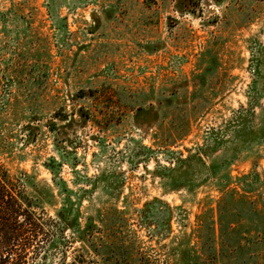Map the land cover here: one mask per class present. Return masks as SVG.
Listing matches in <instances>:
<instances>
[{
    "label": "rangeland",
    "instance_id": "obj_1",
    "mask_svg": "<svg viewBox=\"0 0 264 264\" xmlns=\"http://www.w3.org/2000/svg\"><path fill=\"white\" fill-rule=\"evenodd\" d=\"M263 90L264 0H0V163L54 157L132 264H264Z\"/></svg>",
    "mask_w": 264,
    "mask_h": 264
},
{
    "label": "trees",
    "instance_id": "obj_2",
    "mask_svg": "<svg viewBox=\"0 0 264 264\" xmlns=\"http://www.w3.org/2000/svg\"><path fill=\"white\" fill-rule=\"evenodd\" d=\"M263 93L264 90L254 92L248 102V108H241L239 112H250L249 115L255 116V111L259 108L258 116L262 117L264 106L259 99ZM61 117L63 116L59 118ZM241 120L245 123L244 118ZM51 125L56 128V124ZM179 161L183 159L180 158ZM55 162V158L51 157L44 163L54 174L52 185L36 182L35 178L26 172L13 175L0 163V264H47L53 250L59 254V264H132L124 254L117 252L114 243L99 236L103 230L98 223H104L103 217L82 214L80 208L84 195L68 188L61 178L58 182L60 168L54 166ZM226 177V183L230 184V174H226ZM72 195H75L76 199ZM154 201L159 202L157 211L165 208L168 215L165 225L170 228L172 208L158 198H154ZM218 203L219 228H215L214 222L212 226L208 224L210 232L207 240L214 243L216 231L219 233L218 239L225 242V227L235 225L234 221H223L222 202ZM150 208L151 206L141 208L140 216L144 217L146 210L148 212ZM50 210L54 212L53 215H50ZM213 210L211 208L209 211ZM82 217L84 222L81 221ZM78 242L80 244L76 247ZM135 264L152 263L140 257Z\"/></svg>",
    "mask_w": 264,
    "mask_h": 264
}]
</instances>
